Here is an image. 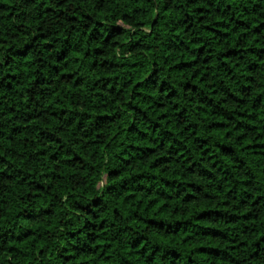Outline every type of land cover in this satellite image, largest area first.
Masks as SVG:
<instances>
[{
    "label": "trees",
    "instance_id": "16d2710c",
    "mask_svg": "<svg viewBox=\"0 0 264 264\" xmlns=\"http://www.w3.org/2000/svg\"><path fill=\"white\" fill-rule=\"evenodd\" d=\"M108 8L0 0V252L27 250V264H261L264 3ZM84 124L103 131L82 141ZM101 140L117 150L98 155Z\"/></svg>",
    "mask_w": 264,
    "mask_h": 264
},
{
    "label": "clouds",
    "instance_id": "9594fccd",
    "mask_svg": "<svg viewBox=\"0 0 264 264\" xmlns=\"http://www.w3.org/2000/svg\"><path fill=\"white\" fill-rule=\"evenodd\" d=\"M16 2L19 4L20 0H16ZM89 2H91V0H89ZM230 2H233L236 5H240V6H244L247 5L248 7H252L254 4L257 3H264V0H230ZM125 3H130V0H109V8L106 11L105 14L107 15H112V14H119L121 9L123 10H130V9H126L124 8V4ZM141 3H143V0H141ZM29 11H31V9H28ZM33 15H35V13L33 12ZM150 71V67L148 69ZM126 70L121 69L120 71H118L117 73H115V75H120L121 76V83L123 82V79L125 78L124 73ZM127 71H132L131 69H128ZM145 75L147 74V72L144 73ZM135 75H138V73H135L134 76H129L127 77L128 79H133L135 77ZM139 78H143V76H140ZM129 98H131V96L129 95ZM92 106L89 105V108H91ZM120 111H122L124 113L123 116V120L125 122H131V111L128 110L126 108V102L125 101H121V107L119 109ZM67 115H72V113H68ZM67 118V116L65 117V119ZM103 131L102 128L98 129L97 127H94L92 124H84L81 127L80 132L83 134H79L78 136L82 141H87L90 139H93V134L96 133L97 131ZM130 142V141H129ZM103 143V140L99 141L97 143V147L94 149V151H97L98 155L100 153H107L108 155L113 154L116 150L117 147L115 145H108V147L102 148L100 147V145ZM102 159H107V156H104ZM101 167L100 170L104 171L107 167V165L102 163L101 160ZM10 218V217H9ZM114 234V233H110ZM127 235V234H125ZM120 250V246H117V251ZM27 250H23V251H13L11 253H6V249L4 250V252H0V264H27V258H25L24 253ZM29 256H31V254H29ZM261 264H264V260L261 261Z\"/></svg>",
    "mask_w": 264,
    "mask_h": 264
}]
</instances>
